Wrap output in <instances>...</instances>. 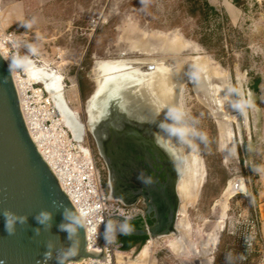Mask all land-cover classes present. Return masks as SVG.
Wrapping results in <instances>:
<instances>
[{"label": "rangeland", "instance_id": "1", "mask_svg": "<svg viewBox=\"0 0 264 264\" xmlns=\"http://www.w3.org/2000/svg\"><path fill=\"white\" fill-rule=\"evenodd\" d=\"M201 1L0 0V41L8 48L9 57L18 63L22 77H27L23 65L28 60L60 73L66 100L83 122L88 120L87 102L97 86L98 62L132 60L133 66L149 72L155 69L149 67V60L155 58L172 69L182 66L188 78L190 71L200 73L196 58L204 56L212 69L211 89L196 88L187 79L178 98L176 125L191 131L193 145L189 148L196 153L198 168L191 197L184 199L180 194L182 175L176 181V224L185 218V229L149 236L140 246L127 250L115 243V253L124 254L116 264H261L264 258L258 244L249 248L245 242L257 176L251 164L256 120L251 83L258 66L257 56L249 46L252 31L245 19L233 25L219 6H215L218 14L210 13L205 19L197 9ZM238 4L254 10L264 6L256 0H238ZM172 40H178L182 47L176 51L161 49L162 44ZM141 43L148 44L151 51L144 52L139 47ZM37 89L32 85L27 99L34 119L63 160L78 164V152L70 150L66 125L60 116L56 119L50 95L46 93L42 99ZM48 96L50 102L46 103ZM232 110L239 112L230 116ZM48 119L51 125L45 123ZM37 126H33L34 130ZM89 142L87 132L85 145L89 146ZM77 146L82 149V142ZM89 147L105 181L99 154L93 145ZM239 178L246 188L232 192V183ZM176 234L187 238V250L178 253L171 248ZM203 243L206 245L201 252L193 250ZM141 251L145 253L140 258Z\"/></svg>", "mask_w": 264, "mask_h": 264}, {"label": "water", "instance_id": "2", "mask_svg": "<svg viewBox=\"0 0 264 264\" xmlns=\"http://www.w3.org/2000/svg\"><path fill=\"white\" fill-rule=\"evenodd\" d=\"M149 67L153 69L155 65ZM188 80L197 88L191 71ZM158 122L166 120L158 118L152 123ZM105 123L111 126L109 135L120 143L133 141L139 134L137 129L143 128L114 103H108L104 109L100 126ZM128 152L125 155L132 160L129 165L134 171L133 154ZM168 155L174 175L170 188L159 179L143 192L147 214L153 212L154 221L136 227L133 225L135 218L113 215L102 228L99 240L102 251L88 250L84 221L29 129L13 72L0 51V264H67L85 257L103 258L108 230L115 237L120 231L150 237L177 231L179 171L172 155L169 152ZM241 186L239 178L233 189L238 192ZM111 193L118 197L113 189ZM5 211L12 214L13 235L5 231ZM38 217L43 222H38Z\"/></svg>", "mask_w": 264, "mask_h": 264}, {"label": "bare ground", "instance_id": "3", "mask_svg": "<svg viewBox=\"0 0 264 264\" xmlns=\"http://www.w3.org/2000/svg\"><path fill=\"white\" fill-rule=\"evenodd\" d=\"M10 37L12 38L13 36L10 35ZM147 46L148 44L145 43L139 44V47H141L144 52H150L151 49ZM181 47V43L178 40L167 41L165 44L161 45V49L166 51H176ZM0 51L5 58L7 57L6 60L13 72L20 94L22 108L27 123L31 128L30 131L40 151H42L54 170L62 178L65 174L68 175L69 172L66 169L69 168V165L72 166L74 171L80 170V167L76 163L70 164L67 160H63V155L60 154V151L55 150V148L52 147L53 145L49 142L48 134L45 133L43 130L44 128L40 127V123L34 119V112L30 111L31 109L27 102L28 90L34 82L42 84L48 91L55 107L59 109L63 123L74 132L76 138L80 142H82V138L88 130L95 133L96 129L101 127L100 120L111 96L118 99L116 100V105H118L119 110L125 112L129 118L136 122L151 124L158 118L165 119L166 122L157 123L156 129L159 134V139L165 142L170 148L169 151L172 153L175 160L179 175H182L183 177V182L179 186L181 191L180 194L182 193V197L184 195V199L191 197L192 185L198 181L196 153L193 151L194 149L189 148L190 145H193L191 138L192 134L189 128L183 125L178 128V124L176 125V117L178 114L176 112L177 95L181 86L187 83L186 80L188 79L184 75L182 66L177 69H172V67L170 68L165 61H159L158 59L156 60L153 58L149 61L155 65V69L146 72L133 66L132 60L98 62L96 64V70L98 71L96 79L97 86L87 102L88 120L83 122L79 118L78 113L71 108L66 100L63 83L64 77L60 73L54 71L53 68L52 70L48 67L38 66L28 60V62L23 65L27 77L23 78L18 69V63L14 62V60L10 58L11 56L9 57L8 48L1 41ZM146 61L148 60H138V62L141 63ZM196 63L200 71L199 74H193L195 76L197 88L211 89L213 87L210 83L212 69L210 68L208 61L204 56H199L196 58ZM36 92L38 95L42 94L39 89H37ZM227 92L228 91L225 93ZM109 102V104H111V101ZM228 107L231 108L230 106ZM232 111H230V116L235 115ZM36 124L39 126H37V130H34L33 126ZM153 124L154 123L151 125ZM235 181L233 183L231 182L232 192H235L233 189ZM244 187L245 183L242 180L240 190ZM185 225L186 219L183 218L176 224L177 232L183 231ZM171 244V248L178 253L187 250L189 247L187 238L181 237L178 234H176ZM205 245V243L197 244L193 250L201 252ZM143 252L145 253V251ZM143 252L141 251L140 258L143 256ZM115 254L116 261H121L124 254L121 251L116 252ZM134 262L135 260L133 263Z\"/></svg>", "mask_w": 264, "mask_h": 264}, {"label": "built area", "instance_id": "4", "mask_svg": "<svg viewBox=\"0 0 264 264\" xmlns=\"http://www.w3.org/2000/svg\"><path fill=\"white\" fill-rule=\"evenodd\" d=\"M33 85L42 92V99L46 93L49 95L42 84L39 86V83H34ZM50 101L53 103L52 99ZM50 101L48 96L45 102L47 103ZM53 112L56 115V119H58L60 112L55 105L53 106ZM45 123L50 124L51 121L47 120ZM29 129L31 130L30 126ZM65 129L70 139V150L78 152L76 160L80 170L74 171L72 166L69 165V168L66 169L69 172L68 175L65 174L62 178L54 170L45 155L42 154L84 221L88 250L101 252L102 249L99 247V240L102 228L107 224L109 217L113 215H122L135 218L139 215H144V212L140 206L134 203H125L122 199L112 195L111 189L107 186L106 182L103 181L100 171L96 167L91 148L85 145V135L82 138L84 149H78L76 146L80 141H78L74 132L68 127H65ZM64 155L66 156V154ZM258 236V218L254 215L250 220L248 233L245 237V242L249 248L255 247ZM115 243L116 239L114 234L112 231L108 230L106 232L105 256L103 258L85 257L79 261H71L67 264H116ZM261 264H264V258Z\"/></svg>", "mask_w": 264, "mask_h": 264}, {"label": "flooded vegetation", "instance_id": "5", "mask_svg": "<svg viewBox=\"0 0 264 264\" xmlns=\"http://www.w3.org/2000/svg\"><path fill=\"white\" fill-rule=\"evenodd\" d=\"M179 93L176 107H178ZM110 100L111 103L116 104V97L111 96L108 103H110ZM176 112L178 113L177 108ZM138 123L143 127L137 129L138 136L134 137L133 141L124 143L113 140L112 135H109L111 130L109 123H105L99 129H96L95 133L98 132L97 135L91 130L87 132L91 138L89 146L92 147L93 145L99 154L107 186L113 189L120 199L137 203L143 209L144 215L135 217L133 222L134 226L139 227L154 221L153 212L147 214V204L143 192H146L147 187L152 183H157L159 179L163 184L167 183L169 189L173 183L174 175L171 159L168 155V152L171 155L172 153L169 151L168 145L159 139L156 129L157 123H154V126ZM124 149L126 150L124 151ZM127 150L130 154H133L134 171L131 170L129 165L132 160L126 158ZM117 236L115 237L116 241ZM139 243L141 242L136 243L135 246ZM118 244L122 247L123 243Z\"/></svg>", "mask_w": 264, "mask_h": 264}, {"label": "crops", "instance_id": "6", "mask_svg": "<svg viewBox=\"0 0 264 264\" xmlns=\"http://www.w3.org/2000/svg\"><path fill=\"white\" fill-rule=\"evenodd\" d=\"M209 2L221 7L227 14L230 22L237 25L246 20L245 23L252 31L251 44L257 56L256 75L260 76L261 81L257 90H253L252 108L256 111V120L253 122L254 140L251 144L252 160L251 164L256 168L257 176L255 179L254 192V214L258 218V244L264 251V6L261 10L257 8L247 9L238 4V0H209ZM264 5V0H256ZM252 84V83H251Z\"/></svg>", "mask_w": 264, "mask_h": 264}, {"label": "trees", "instance_id": "7", "mask_svg": "<svg viewBox=\"0 0 264 264\" xmlns=\"http://www.w3.org/2000/svg\"><path fill=\"white\" fill-rule=\"evenodd\" d=\"M197 9L201 13V15L204 16L205 19L209 17L210 13L218 14V9L214 5H212L208 0H202L201 2H199ZM260 81H261L260 76L255 75L253 79V83L251 84V88L253 90H257ZM80 89L82 93L85 92L84 86L81 85ZM147 238L148 236H136L129 234L127 232H120L117 236V243H123L121 248L127 250L134 247L135 244L138 242L141 243L144 242Z\"/></svg>", "mask_w": 264, "mask_h": 264}, {"label": "clouds", "instance_id": "8", "mask_svg": "<svg viewBox=\"0 0 264 264\" xmlns=\"http://www.w3.org/2000/svg\"><path fill=\"white\" fill-rule=\"evenodd\" d=\"M3 217H4V228H5V231H7L9 235H13L14 234V232L12 230L13 221H12V218H11L12 214L10 212H8V211H5L3 213ZM37 219H38V222H43V221L40 220L39 217ZM21 222H23V221H21Z\"/></svg>", "mask_w": 264, "mask_h": 264}]
</instances>
